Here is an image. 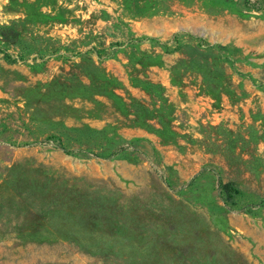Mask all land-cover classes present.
<instances>
[{
    "label": "rangeland",
    "instance_id": "obj_1",
    "mask_svg": "<svg viewBox=\"0 0 264 264\" xmlns=\"http://www.w3.org/2000/svg\"><path fill=\"white\" fill-rule=\"evenodd\" d=\"M0 264H264V0H0Z\"/></svg>",
    "mask_w": 264,
    "mask_h": 264
},
{
    "label": "trees",
    "instance_id": "obj_2",
    "mask_svg": "<svg viewBox=\"0 0 264 264\" xmlns=\"http://www.w3.org/2000/svg\"><path fill=\"white\" fill-rule=\"evenodd\" d=\"M19 37V33L17 32V31H15V33H14V35L13 36H10L9 34H6L5 35V38L6 39H8V38H10L11 40H13V41H15L17 38ZM231 184L232 183H225L224 185H223V188L227 191V192H230V188H231Z\"/></svg>",
    "mask_w": 264,
    "mask_h": 264
}]
</instances>
